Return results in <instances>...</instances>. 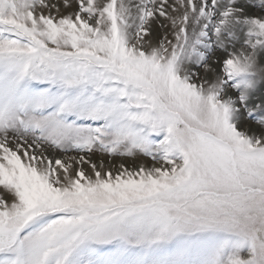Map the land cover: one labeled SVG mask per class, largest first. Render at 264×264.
I'll return each mask as SVG.
<instances>
[{
    "label": "snow or ice",
    "instance_id": "snow-or-ice-1",
    "mask_svg": "<svg viewBox=\"0 0 264 264\" xmlns=\"http://www.w3.org/2000/svg\"><path fill=\"white\" fill-rule=\"evenodd\" d=\"M73 4L0 0V264H264V0Z\"/></svg>",
    "mask_w": 264,
    "mask_h": 264
},
{
    "label": "rangeland",
    "instance_id": "rangeland-1",
    "mask_svg": "<svg viewBox=\"0 0 264 264\" xmlns=\"http://www.w3.org/2000/svg\"><path fill=\"white\" fill-rule=\"evenodd\" d=\"M49 2H50V3H53V2L60 3V4H61L60 12H61V11H65V10H67V8H64V7L62 6V0H49ZM75 10H76V5L73 4V11H75ZM153 27H154L155 30L158 31L157 34H159V29H158L155 25H154ZM242 126H243V125H242ZM252 127H253V129L255 130V125H252ZM73 155H74V154H73ZM92 159H93L94 162H97V163H98V161H99V157H97V156H93ZM108 159H109V158H108L107 156L104 157V161H105L106 164H107V162H108ZM142 159H143L144 162H147L149 165H151L152 161L150 160V158H142ZM120 162H121V161H120V158H119V157L113 158V160H112V163H114V164H119ZM126 163H131V162H130V161H126ZM84 168H85L86 171H90L88 165H84Z\"/></svg>",
    "mask_w": 264,
    "mask_h": 264
},
{
    "label": "bare ground",
    "instance_id": "bare-ground-1",
    "mask_svg": "<svg viewBox=\"0 0 264 264\" xmlns=\"http://www.w3.org/2000/svg\"><path fill=\"white\" fill-rule=\"evenodd\" d=\"M73 11V7L72 8H67V10L65 11H61L60 14H67L68 12H72ZM156 34L158 33L157 30H155ZM253 128V127H252ZM254 130V129H253ZM144 162V161H143ZM146 164H148L147 162H145ZM149 165V164H148Z\"/></svg>",
    "mask_w": 264,
    "mask_h": 264
}]
</instances>
